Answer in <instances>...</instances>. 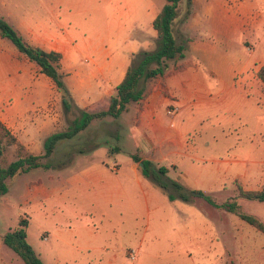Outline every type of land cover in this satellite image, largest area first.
<instances>
[{"label":"crops","instance_id":"crops-1","mask_svg":"<svg viewBox=\"0 0 264 264\" xmlns=\"http://www.w3.org/2000/svg\"><path fill=\"white\" fill-rule=\"evenodd\" d=\"M229 1H232V7H217L211 1L195 6L184 29L187 36L183 40H187L188 47L186 57L176 63L171 62L168 74L150 83L147 95L136 102V114L130 128L131 137L138 146L146 147L134 154H140L142 159L151 160L156 166H161L167 159H174L173 165L178 167L180 161L177 160H184L182 174L192 178L194 183L184 187L203 190L206 194L212 186H221L226 175L243 179L246 190L264 187V182L258 185L260 179L264 180V166L259 165L260 160L250 159L248 142L240 137L226 141V151L234 157L222 159L216 157L213 142L202 143L191 135L197 130L199 120L209 119L218 110L241 106L247 99L251 101L255 92L264 93L263 82L258 76L264 61L241 62L227 54L231 33L247 27L255 28L259 19L253 16L254 7L250 4L239 8L235 5L242 1ZM45 6L50 11L48 19L41 14H35L33 18L23 15L19 30L31 42L62 53L61 69L73 100L67 112L77 110L76 117L78 109L96 111L108 108L116 86L125 76L132 54L145 49L143 41L129 42L138 20L127 30H117V34L115 29V35L121 37L122 42L119 50L115 51L108 47L105 36L100 32H92L91 36L84 33L79 39L61 21L67 13L57 11L51 3ZM102 6L84 7L77 13ZM155 16L154 11L149 15L151 24ZM247 16L252 19L250 22ZM174 64L184 65L175 68ZM41 78L42 72L33 61L19 58L15 45L0 38L3 121L27 145L31 141H40L43 129L55 128V124L62 123L63 113H67L63 102L42 109L21 101V94L25 91L33 98L40 96ZM51 81L49 86L55 89ZM170 106H177L178 111L168 120L167 109ZM183 111L185 114L177 118ZM228 122L213 120L222 128ZM51 124L53 127L49 126ZM113 125L115 128L109 134L121 139V124L114 122ZM53 133L49 132L45 138ZM108 144V138L89 139L86 146L78 150L82 155L80 159L62 163L70 171L67 178L61 177L63 185L44 186L40 182L29 186L35 198L53 200L49 212L44 214L51 226L45 239L49 240L50 252L54 255L53 264H60L68 258L64 256H71L75 264H79L80 255L86 256L84 264H97L96 255L112 248L107 239L116 229L130 232L136 239L138 237L140 264H144L142 261L148 256L173 250L182 244L187 257L192 258L196 249L206 259L216 236L210 237V242L202 241L203 223L206 224L207 220L203 218L197 202L180 197L170 199L162 187L142 173V162H135L130 154L126 156L129 167L124 169L119 161L122 150L111 153ZM85 150H92L93 156L85 154ZM202 161L206 164L202 165ZM108 261L114 263L116 254L110 255Z\"/></svg>","mask_w":264,"mask_h":264},{"label":"rangeland","instance_id":"rangeland-1","mask_svg":"<svg viewBox=\"0 0 264 264\" xmlns=\"http://www.w3.org/2000/svg\"><path fill=\"white\" fill-rule=\"evenodd\" d=\"M205 1H211L212 5L217 7H232V1L229 0H182L179 4L180 14L174 23V32L178 41H182L187 36L184 31L185 24L188 21V19L185 20L187 14H191L195 6L205 4ZM240 1L242 2H238L235 6H248L250 4L252 8L254 7L252 14L259 19L257 21L258 26L255 25V28L247 27L246 30H234L228 37L231 45L227 47V54L241 62L246 60L256 61L257 59L264 61V0ZM50 3L57 7V11L63 14L67 13L61 18V21L65 24L64 27L73 31L79 39L84 33L91 36L90 33L92 32L94 34L100 32L105 36L108 47L117 51L122 42L121 37L115 35V29L116 34L119 29L127 30V27L131 26L135 20H138L137 27L136 30H132L134 34L129 42L143 41V47L150 50L156 47L157 31L148 21V18L153 11L157 16L167 0H0V16L10 22L21 33L19 23L20 19L24 17L23 15L33 18L35 14H41L48 19L50 11L46 10L45 5ZM102 4L104 6L100 9L77 13L78 9L89 6V8H92ZM247 18L249 22L252 20L249 16ZM55 26L57 25L55 24ZM23 37L27 42L37 45L31 42L30 38ZM0 38L3 37L0 36ZM5 39L9 44L14 45L10 39ZM117 40L118 42H116ZM19 58L28 59L20 51ZM84 64L88 65L89 63L84 62ZM50 79L42 73L40 96L33 98L25 91L21 94V101L27 105L41 106L42 109L63 102L64 93L57 90L52 79L51 82H53L56 90L51 88L49 86ZM251 97V101L246 98V103L241 106L234 105L231 109L218 110L213 112L209 119L199 120L197 130L192 131L191 135L198 137L202 143L213 142L216 146L214 150L216 157L222 159L234 157L231 152L226 151L227 144L225 142L240 137L241 140L248 142L251 146L250 159H258L260 160L259 165L264 166V93L255 92ZM128 106L130 109L123 112L119 117L106 116L95 119L88 128L80 132L75 138L59 142L54 152L44 159V162L49 165L48 168H34L7 179L8 190L4 194H0V264H26L13 248L3 242V236L8 231L17 228L22 218H28L29 221L27 228L28 242L44 264H53L54 255L50 252L49 240L45 239L51 231V226L47 216L44 215L49 212L53 200L35 198L32 192L29 191V186L40 182L44 186L63 185L61 177L67 178L70 171L62 163L80 159L82 155L78 150L86 146L85 143L89 139L103 140L108 138L109 147H121L123 155L119 157V161L122 167L127 170L129 163L126 162V156L138 153L139 149H146L145 146L139 147L136 140L131 137L130 128L136 114V102L132 101ZM76 111L73 109L70 112L63 113L62 123L55 124L57 125L55 128L53 124L49 125L53 128H49L47 131L43 129L40 141H31L28 145L22 143L18 136L10 131L24 145L25 152L42 154L45 151V135L49 132L66 130L75 117ZM4 114V108L0 104V119L5 124L3 121ZM174 114H169V117L167 116L168 120ZM182 114L184 115L185 111L180 112L177 118ZM214 119H224L229 122L225 128H222L217 123H213ZM114 122L122 126L121 139H116L109 134L110 130L115 128ZM216 139H218L217 142ZM84 153L93 156L92 150H85ZM18 154L16 145L3 146V152L0 154V166L8 165L9 162L17 158ZM177 161H180L178 167L173 165L174 159H167L160 165L168 168L172 179L177 180L184 186H193L192 178H187L182 174L185 170L183 167L184 160L178 159ZM201 164L206 163L202 161ZM222 181L221 186H212L207 194L213 196L219 205L229 200H236L241 211L255 215L264 223V201L247 198L239 194L237 187L242 186L246 189V182L240 178H230L228 175L223 176ZM263 182L264 180L260 179L258 185ZM193 202H197L203 218L207 220L206 224L203 223L202 241L210 242V237L216 236V239H212L213 246L209 256L204 259L203 256H200L202 254L195 249L192 255V258L195 259L194 262L191 257H187L184 253L185 247L182 244L173 250H164L163 253L148 256L146 260L142 261L144 264H264L263 231L251 225L236 213L226 211L221 206L213 205L203 198L195 197ZM107 241L111 243L112 248L104 254L96 255L97 264H140L138 260V237L136 239L130 232L116 229ZM132 250L135 251L136 255L134 260L129 255ZM114 254H116V261L114 263L109 262V256ZM64 257L68 258L60 264H75L71 256ZM85 258L86 256L83 255L78 256V263L84 264Z\"/></svg>","mask_w":264,"mask_h":264},{"label":"trees","instance_id":"trees-1","mask_svg":"<svg viewBox=\"0 0 264 264\" xmlns=\"http://www.w3.org/2000/svg\"><path fill=\"white\" fill-rule=\"evenodd\" d=\"M182 0H167L158 15L153 19V28L157 31L156 47L152 50L142 49L134 52L124 78L116 86L114 94L110 98L108 108L97 111L78 109L77 116L71 121L68 128L54 132L45 141V151L42 154L25 152L24 145L10 131L0 119V154L3 146L16 145L18 156L6 166H0V194L7 192V179L17 174L28 172L34 168L49 165L44 159L49 157L57 144L65 139H73L80 132L89 127L93 120L106 116L119 117L128 110L130 102H140L148 93L149 85L158 77H163L169 72L171 62L176 63L187 55V40L178 41L174 32V23L178 18L179 4ZM187 14L185 20L188 19ZM0 36L10 39L16 48L25 56L35 62L40 71L50 77L58 91L64 93L63 105L65 112L72 107L73 100L67 90L62 71V53L55 50H47L39 45L27 42L23 35L6 19L0 16ZM176 65L175 68L183 67ZM258 76L263 82L264 91V65L258 71ZM121 147L112 146L110 152L119 151ZM135 162H142V173L150 178L168 194L170 199L180 197L186 201H193L195 197L203 198L213 205H219L213 196L203 190L188 189L177 180L168 175V168L156 166L151 160L142 159L138 154H132ZM241 196L264 201V188L260 190H246L242 186L237 187ZM226 211L236 213L242 219L264 232V223L255 215L240 210L236 200H229L220 204ZM28 218H22L14 230L8 231L3 236V242L13 248L26 264H44L42 259L27 240Z\"/></svg>","mask_w":264,"mask_h":264},{"label":"built area","instance_id":"built-area-1","mask_svg":"<svg viewBox=\"0 0 264 264\" xmlns=\"http://www.w3.org/2000/svg\"><path fill=\"white\" fill-rule=\"evenodd\" d=\"M178 111V107L177 106H170L168 109H167V113L168 114H174V113H176ZM129 255H130V257H131V259H135L136 258V255H135V251L134 250H132V251H130L129 252Z\"/></svg>","mask_w":264,"mask_h":264},{"label":"water","instance_id":"water-1","mask_svg":"<svg viewBox=\"0 0 264 264\" xmlns=\"http://www.w3.org/2000/svg\"><path fill=\"white\" fill-rule=\"evenodd\" d=\"M141 166H143V163H141Z\"/></svg>","mask_w":264,"mask_h":264}]
</instances>
